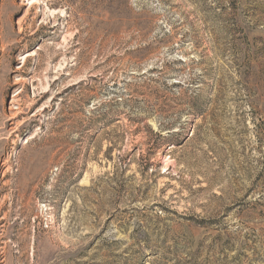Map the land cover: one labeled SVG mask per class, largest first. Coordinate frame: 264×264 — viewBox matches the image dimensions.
I'll return each mask as SVG.
<instances>
[{
	"label": "rangeland",
	"instance_id": "rangeland-1",
	"mask_svg": "<svg viewBox=\"0 0 264 264\" xmlns=\"http://www.w3.org/2000/svg\"><path fill=\"white\" fill-rule=\"evenodd\" d=\"M0 264H264V0H0Z\"/></svg>",
	"mask_w": 264,
	"mask_h": 264
}]
</instances>
